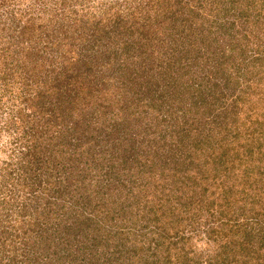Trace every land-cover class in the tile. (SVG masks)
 <instances>
[{
    "label": "rangeland",
    "instance_id": "obj_1",
    "mask_svg": "<svg viewBox=\"0 0 264 264\" xmlns=\"http://www.w3.org/2000/svg\"><path fill=\"white\" fill-rule=\"evenodd\" d=\"M259 51L264 0H0V264H264Z\"/></svg>",
    "mask_w": 264,
    "mask_h": 264
},
{
    "label": "trees",
    "instance_id": "obj_2",
    "mask_svg": "<svg viewBox=\"0 0 264 264\" xmlns=\"http://www.w3.org/2000/svg\"><path fill=\"white\" fill-rule=\"evenodd\" d=\"M245 47H247V46H245ZM243 52L246 53L247 52V48H245L243 50ZM257 54L258 55H255L256 57L254 58L255 61L261 60L262 57L264 58V52L263 51H259V53H257ZM235 71L236 70L233 69L232 71H230V74H229V77L230 78L228 80V83H230L231 86H233V83H232V80H231V78H232L231 76H232V74ZM246 82H248V83L241 90V93L234 97L235 105L241 106V110H237V111H238V113L240 115V113H241L242 110L248 109L246 111L247 114H246L245 122H244V124H246L247 126H249L248 128H250V126H252L255 123H258L259 125H264V121H262L260 119H257V117L254 118V115H258L257 111H255L253 109V108H255V107H253L255 104L247 105V107H246V104H243V101H244L243 93H245V94L248 93V88L251 87L250 82L248 80H246ZM200 87H201V85L199 84V85L196 86V89H200ZM263 94H264V91H263ZM263 94H262V96H260V98H264V95ZM255 127L258 128V126H255ZM262 133H264V131ZM226 135L230 136L231 140L233 142H235L236 139H232V137H235L236 138V136H242L244 134H242V133H240L238 131H235L234 133H231L229 131V132H226ZM248 135L249 134H246L245 136H248ZM253 136H254V133H253V135L251 137H253ZM263 136H264V134H263ZM223 138L224 139H221V140H224L225 141V137H223ZM254 139H256V137ZM224 141H218L217 143H215V141H213V144H210L213 147L210 149V153L208 155L209 158L208 159H205L204 161H205L206 164H208L206 167L212 165V169H210V170L214 171V173H212V177L214 179H217L216 177L221 176L222 171L228 172L225 178H223L221 176L222 177V181L220 182V183H222L223 186H226V183L229 181L228 180V177L231 176V175H234V172H235L236 167H235V162H233V160L231 159V156H230L231 150H232L231 149V146L232 145H228ZM245 145H248V148H249L248 149V153H244V157H245L244 160L246 161V159H248V157H249V151L251 150V152H253L252 151L253 147H250L249 144H248V142H246ZM259 146H263V144H260ZM262 155H264V152L262 153ZM240 159L242 160L243 158L240 157ZM20 160H22V158ZM242 162H243V160H242ZM188 163L191 164L190 162H188ZM241 164H243V163H241ZM208 169H209V167H208ZM185 170H190L191 171V169H190L189 166H186ZM190 173L191 172L186 173L185 174L186 177H188L190 175ZM192 175L193 176L189 177V179L192 181V183H189L188 186L187 185L186 186L189 187V188H192V190L195 193H197V191H196L197 187L198 186H201L202 183H203V182H197V181L198 180H201L200 178H205V171H203L200 175L198 173V175H199L198 177L196 176V172H192ZM245 176H248V168L245 170ZM197 178H198V180H197ZM233 184H235V183H232L231 185L228 184L229 188H227V190L232 191L231 188L233 187ZM244 188H245V186H244ZM207 190H208V187L207 186L204 187V191L201 194L202 197H203L204 194H206V191ZM194 197H196V195H193V196L189 197V199H190L189 203L193 204V199L195 200ZM200 207H201V205H199V208Z\"/></svg>",
    "mask_w": 264,
    "mask_h": 264
}]
</instances>
